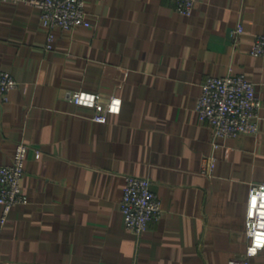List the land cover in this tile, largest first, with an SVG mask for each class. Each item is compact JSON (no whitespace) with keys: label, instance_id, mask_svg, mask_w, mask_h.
<instances>
[{"label":"crops","instance_id":"crops-1","mask_svg":"<svg viewBox=\"0 0 264 264\" xmlns=\"http://www.w3.org/2000/svg\"><path fill=\"white\" fill-rule=\"evenodd\" d=\"M87 10L92 25L56 29L47 50L41 11L0 2V70L18 81L0 101V165L29 145V201L5 225L0 205V264L238 263L250 187L264 183V57L250 54L264 0H198L189 17L173 0H87ZM230 72L254 82L259 130L214 140L196 106L207 77ZM76 89L122 109L98 123L69 100ZM127 175L150 179L162 201L141 235L120 210ZM249 262L264 264V249Z\"/></svg>","mask_w":264,"mask_h":264},{"label":"built area","instance_id":"built-area-1","mask_svg":"<svg viewBox=\"0 0 264 264\" xmlns=\"http://www.w3.org/2000/svg\"><path fill=\"white\" fill-rule=\"evenodd\" d=\"M25 2L40 11V21L46 29V49L53 47L56 29L73 30L90 27L92 19L87 10V0H0V2ZM175 8L182 15L192 16L198 0H173ZM244 31L242 24L232 34ZM250 54L264 57V35H256ZM18 85L9 72L0 70V101L7 102L9 93ZM69 100L77 105L94 110L92 120L107 123L112 114L120 113L122 99H104L97 91L76 89L69 93ZM263 101L257 94L254 82L243 73H228L224 76H210L202 84V93L196 110L199 120L207 123L213 132V139L237 137L242 134H256L259 130L260 111ZM214 142V148H218ZM29 145L20 142L15 148L12 163L0 165V205L3 207L1 224L8 221V214L17 205L26 204L28 195L22 188L25 176V161ZM217 166L214 154L208 157L202 173L213 176ZM120 210L127 229L137 235L144 233L150 221L163 214L162 201L152 189L150 179L135 175L126 176V185L120 201ZM248 245L245 257L236 264H250L249 257L264 249V183L251 185L246 217ZM1 243V241H0Z\"/></svg>","mask_w":264,"mask_h":264}]
</instances>
